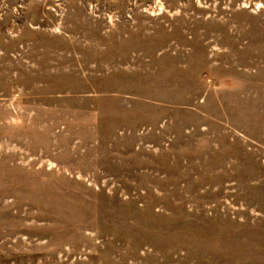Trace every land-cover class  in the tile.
Masks as SVG:
<instances>
[{
	"label": "rangeland",
	"instance_id": "374dc122",
	"mask_svg": "<svg viewBox=\"0 0 264 264\" xmlns=\"http://www.w3.org/2000/svg\"><path fill=\"white\" fill-rule=\"evenodd\" d=\"M0 264H264V0H0Z\"/></svg>",
	"mask_w": 264,
	"mask_h": 264
}]
</instances>
